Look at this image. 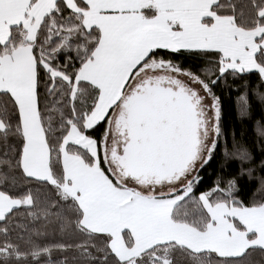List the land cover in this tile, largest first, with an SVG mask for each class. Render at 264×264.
Returning a JSON list of instances; mask_svg holds the SVG:
<instances>
[{"label":"snow or ice","instance_id":"1","mask_svg":"<svg viewBox=\"0 0 264 264\" xmlns=\"http://www.w3.org/2000/svg\"><path fill=\"white\" fill-rule=\"evenodd\" d=\"M224 87L264 103V0H0V264H264Z\"/></svg>","mask_w":264,"mask_h":264},{"label":"trees","instance_id":"2","mask_svg":"<svg viewBox=\"0 0 264 264\" xmlns=\"http://www.w3.org/2000/svg\"><path fill=\"white\" fill-rule=\"evenodd\" d=\"M231 83V81H229ZM239 83V82H238ZM255 85V78H253V86ZM219 91V90H218ZM243 89L240 91L235 90V88L224 87L223 96L225 100V120L229 129H234L236 132L237 139L241 141L249 149H255L253 152L254 157H256L257 162L259 161V151L261 138L257 133V122L264 123V103L260 99L252 94L249 90V104H250V116L241 118L238 114L237 107V97L241 94ZM229 147H231V139H229ZM219 157L217 162L213 164L212 168L208 169V173H211L213 168L218 169L219 167ZM237 165L233 164L232 167L235 168ZM256 185L251 186V190H255Z\"/></svg>","mask_w":264,"mask_h":264}]
</instances>
